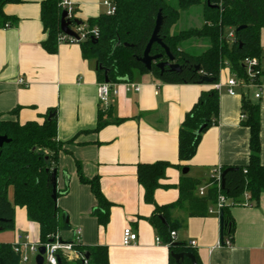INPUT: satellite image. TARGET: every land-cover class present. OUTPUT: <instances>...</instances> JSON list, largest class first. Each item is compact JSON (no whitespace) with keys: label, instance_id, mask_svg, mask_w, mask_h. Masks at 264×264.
<instances>
[{"label":"crops","instance_id":"0c3cea01","mask_svg":"<svg viewBox=\"0 0 264 264\" xmlns=\"http://www.w3.org/2000/svg\"><path fill=\"white\" fill-rule=\"evenodd\" d=\"M41 1L23 0L3 7L4 13L17 21L0 28V113L3 118L16 117L24 123L41 121L47 110L55 109L57 140L67 150L59 156L56 181V204L68 218L67 239L80 228L84 246L107 247L108 264H169L168 247L156 243L158 235L148 221L153 205L143 199L136 165L155 161L172 164L163 181L169 187L154 191L158 205L178 200L177 186L184 175L206 183L217 166L245 165L250 153L249 129L241 123V90L235 96L227 93L224 84L231 72L228 66L222 68L218 123L202 133L190 160L179 161V125L201 92L212 86L167 83L147 73L130 81L139 85L137 91L118 82L117 95L103 107L98 101L95 59L84 58L78 43H58L54 53L42 47L46 35L40 18ZM71 1L82 22L99 15L104 6L99 0ZM259 38L264 55V27ZM19 78L25 84H19ZM260 83V161L264 164V73ZM15 107L19 108L16 116L6 115ZM100 113L109 115L102 117L107 124L94 132ZM116 119L124 120L115 123ZM76 162L86 178L97 177L102 194L112 204L104 228L91 215L96 201L89 186L80 183ZM185 167L188 171L183 174ZM65 186L68 190L62 193ZM7 196L12 202V187ZM230 214L235 223L233 240L230 246H222L218 244L219 216H188L185 209H174L171 219L183 220L182 227L175 230V241L188 245L193 241L195 245L190 247L201 264H264V193L258 206H234ZM126 227L137 234L136 243L122 244ZM38 234V225L27 219L25 209L15 207L14 228L0 231V244L11 245L26 235L37 242Z\"/></svg>","mask_w":264,"mask_h":264},{"label":"trees","instance_id":"16d2710c","mask_svg":"<svg viewBox=\"0 0 264 264\" xmlns=\"http://www.w3.org/2000/svg\"><path fill=\"white\" fill-rule=\"evenodd\" d=\"M61 0H42L40 2V18L42 30L46 37L42 47L48 53L57 49V36L60 30ZM115 7L114 13L107 15L100 13L88 18L89 28H98L97 38H87L78 42L84 58L95 59L97 63V77L104 81V70L110 83L134 80L144 74H152L155 78L167 83L208 84L218 82L222 68L228 66L231 73L237 77H245L243 60L245 58L264 57L260 46V30L264 27V0H110ZM23 0H0V28L5 24L12 25L17 18L7 16L3 7L9 3H22ZM194 6L202 8V24L174 31L173 26L182 12ZM163 17V24L159 31V38L168 47L173 57V63L181 67L180 71L157 68V63L166 61L163 48L154 43L151 55L162 54L161 58L153 62L147 70L138 60L151 37L158 13ZM76 16V9L74 10ZM78 18L76 17V19ZM82 22V21H81ZM239 28V29H238ZM232 29L234 40L226 39V34ZM172 30V31H171ZM198 39L205 43L200 51L185 50L184 44ZM264 70L257 76V81ZM210 78L212 82H204L203 78ZM241 111L244 115L241 123L249 129V158L242 166H222L221 193L226 203L221 208L222 225L220 229L221 244L224 239L233 240L235 229L230 208L234 206H258L259 198L264 193V164L260 161L259 140V103L253 101L251 90H241ZM18 107L10 110L6 115L16 116ZM0 113V136L9 140L0 146V231L14 228L15 207L23 208L29 221L38 225V240L47 241V236L59 230L66 229V213L61 211L52 200V171L58 174V160L61 153L67 152L64 143L57 140L56 111L51 108L45 112L41 121L30 120L20 123L17 118L6 119ZM103 116L98 117L96 127L98 131L106 121ZM124 119H116L120 123ZM218 123V91L212 87L202 91L197 101L187 111L178 129V159L190 160L197 148L202 133L210 126ZM201 128V129H200ZM200 130V131H198ZM71 139L69 142H72ZM172 166L167 161L152 163H138L136 175L139 185L143 189V199L153 205V211L148 221L155 229L163 243L170 241V232L182 227L183 220H172L171 211L185 209L188 216L208 215V208L217 199L218 191L214 180L206 183L186 177H181L178 183V200L171 204L158 205L154 201V191L167 188L163 184L166 179V169ZM76 170L80 183L88 185L96 201L91 215L98 226L105 227L109 220L111 202L106 200L101 192L97 177L86 178L81 171L79 162ZM207 184L202 196L197 188ZM12 187L13 199L9 201L7 193ZM65 186L62 193H66ZM247 195L245 199L244 195ZM59 193H56L58 196ZM247 202L246 205L244 203ZM164 217L167 225H163L159 216ZM169 264H175L173 254L192 253L197 264H201L198 255L187 243L173 241L168 244ZM77 248L87 254V264H108L107 247L103 245L84 246ZM0 264H21L10 244H0ZM61 264H65L61 260ZM82 264V263H81ZM181 264H191L185 258Z\"/></svg>","mask_w":264,"mask_h":264},{"label":"built area","instance_id":"2783aa9c","mask_svg":"<svg viewBox=\"0 0 264 264\" xmlns=\"http://www.w3.org/2000/svg\"><path fill=\"white\" fill-rule=\"evenodd\" d=\"M103 5L107 8V15L113 14L115 7L110 0H105ZM61 11L66 12V20L69 21V28L75 34V36L67 35L61 32L57 36L58 43H78L81 41L86 40L87 38H97L98 37V28L92 27L89 28L88 25L84 22L77 25L74 22L76 19L74 13V3L71 0H61L59 3ZM9 24H5L4 27H8ZM226 39L230 42L234 40V31L229 29L226 34ZM243 66L245 69V77L239 78L234 73H231L230 76L227 78L225 82V86L227 88V93L229 95L235 96L237 95V90H251L252 97L258 100L261 96V88L262 84L258 82L257 76H259L264 69V57L262 58H245L243 60ZM19 84H25L23 78H19L17 80ZM128 87H132L134 90H139V85L135 83H130V81H122ZM118 83H105L104 81L98 83V101L99 104L103 107H108L110 99L112 96L117 95ZM213 89L217 91L220 89L221 84L219 82L214 83L211 85ZM241 94V93H240ZM244 118V115H241V119ZM221 174L222 170L220 166L215 167L210 176V180H214V184L217 188L218 195L216 202L208 208V214H213L219 216L221 208L226 203V199L221 193ZM207 184H203L198 186L197 193L198 195L202 196L207 188ZM245 199H247V195H244ZM247 202L244 203L246 205ZM81 236L82 232L80 228H75L72 231V237L70 239H63L59 232L54 234H50L47 236V241L45 242H32L28 235L23 237L21 241H15L11 244L12 251L19 256L21 264H36L35 258L38 255V248L40 246L44 247V253L42 254V264H61V260L64 262H71V261H80L82 264H87V257L86 255L81 252L77 246L82 244L81 243ZM170 241L168 243H163L160 238H156V243L164 244L168 246L171 242L175 241L176 232L171 231L170 234ZM137 241V234L132 231L131 228L126 227L123 229L122 232V244L130 245L134 244ZM218 244L222 245L221 242ZM225 246L231 245L230 237H226L224 239ZM195 243L192 241L189 243V246L194 247ZM60 262V263H59Z\"/></svg>","mask_w":264,"mask_h":264},{"label":"water","instance_id":"95a60500","mask_svg":"<svg viewBox=\"0 0 264 264\" xmlns=\"http://www.w3.org/2000/svg\"><path fill=\"white\" fill-rule=\"evenodd\" d=\"M74 22L79 25L82 22L80 20H74ZM163 24V17L161 15V13L159 12L156 16V20H155V26L153 29V32L151 34V37L144 49V52L142 54V56L138 59L147 70L151 69V65L153 62L157 61L158 59L161 58L162 54H157V55H151L150 51H151V46L154 43H157L158 45H160L163 50H164V54L167 58L166 61H160L157 63V68H159V70L162 72L165 68H167L170 71H180L181 67L178 64L173 63V57L169 52L168 47L161 41V39L159 38V31L160 28ZM239 29V28H238ZM60 30L61 32L70 35V36H75V34L72 32V30H70L69 28V21L66 20V12L65 11H61V15H60ZM122 81H128V79H122ZM204 82H212L213 80L210 78H203ZM104 82L108 83L109 80L107 79V71L104 70ZM201 129V128H200ZM200 131V130H198ZM9 140L6 138V136H0V146H2L3 143L8 142ZM188 171V169L185 167L182 169V173L185 174ZM67 177V176H66ZM57 181V176H56V170L52 171V177H51V182H52V194H51V198L52 200L56 203V183ZM161 222L163 225H167L166 220L164 219V217H162L161 215L159 216ZM66 221L68 222V218L66 216ZM219 224H220V229H221V225H222V213L220 212L219 214ZM44 247L40 246L38 248V255L35 258V262L36 264H42V254L44 253ZM86 257H88V255L86 254ZM173 258L175 260V264H181L185 258H188L190 260L191 264H197L196 259L194 257V255L192 253H176L173 254ZM60 263V262H59Z\"/></svg>","mask_w":264,"mask_h":264},{"label":"rangeland","instance_id":"374dc122","mask_svg":"<svg viewBox=\"0 0 264 264\" xmlns=\"http://www.w3.org/2000/svg\"><path fill=\"white\" fill-rule=\"evenodd\" d=\"M99 1H100V3H103L105 0H99ZM107 11H108L107 8L101 5L100 12L101 13H107ZM202 17L203 16H202L201 6H194L190 9H188L187 11H184L181 13L179 19L177 20V22L173 26L172 30L179 31V30L188 29L191 27H200L202 24ZM183 48H185V50H189V51L200 52L205 48V43L202 40L193 39V40L186 42L184 44ZM60 210L63 211L62 209H60ZM58 232H59V235L63 239H67L69 237V233L67 232V229H63V230L61 229ZM68 264H81V262L80 261H71Z\"/></svg>","mask_w":264,"mask_h":264},{"label":"flooded vegetation","instance_id":"af4514ba","mask_svg":"<svg viewBox=\"0 0 264 264\" xmlns=\"http://www.w3.org/2000/svg\"><path fill=\"white\" fill-rule=\"evenodd\" d=\"M165 69H167V68H165Z\"/></svg>","mask_w":264,"mask_h":264}]
</instances>
